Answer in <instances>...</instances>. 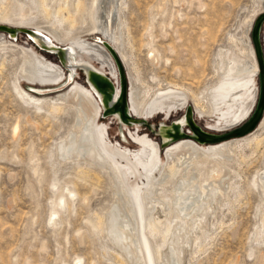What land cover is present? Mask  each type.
<instances>
[{
  "label": "rangeland",
  "instance_id": "1",
  "mask_svg": "<svg viewBox=\"0 0 264 264\" xmlns=\"http://www.w3.org/2000/svg\"><path fill=\"white\" fill-rule=\"evenodd\" d=\"M30 1L0 0V6H13L15 3L29 6ZM67 1L66 4L71 7L73 0ZM82 1L83 10L76 13V21L80 25L69 30L66 24L67 32L71 36L79 35L92 44L103 42L107 51L110 50L113 60L121 61L102 35H90L92 0ZM252 1L121 0V10L118 11L121 26L119 23L118 25L122 35L121 42L128 57V67L121 61L127 82L129 69L137 80L140 91L144 93L148 89L149 98L158 87L173 85L190 90L202 98L204 91L217 82L219 51L239 52L236 56L243 61L246 59L247 51L242 52L243 43L239 40L232 42L230 39L241 33V24L256 9ZM50 6L54 11L55 5ZM36 14L33 23L45 27L49 21L41 12ZM25 21L22 23L29 25L30 22ZM9 22L19 23L20 20L11 18ZM2 34L7 36L6 33ZM263 34L264 21L260 29L264 50ZM7 38L10 39L8 36ZM27 40L22 33H18L14 40L10 39L18 46L30 45L48 62L59 63L57 55L41 52ZM146 43H150L151 48L157 51L159 62L150 57ZM7 54V67L0 75V264H75L77 258H80L79 264H125L117 256L119 248L111 244L107 235L105 221L109 217V211L116 205L115 193L108 176L104 171H99L97 166L89 167L82 160L78 163L71 160L61 162L57 155L60 142L68 136L72 127V111L65 115L52 114L44 104L37 109V105L23 100L16 89L21 55L16 48ZM105 73L110 82L115 83L109 71ZM74 79L76 83L84 85L85 79L81 71H77ZM253 82L257 87V78ZM21 86L26 89L31 87L33 90L40 88L45 94L57 95L68 90L71 81H65L58 87L42 88L21 81ZM30 93L35 96L34 92ZM53 96L55 95L46 97ZM190 104H193L191 100ZM179 110L167 117L159 113L146 118L131 117L128 112L131 120L126 122L116 118L112 111L103 110L98 125L106 127L111 144L123 147L121 149L132 154L139 152L141 146L131 135L138 132L140 136H147L159 145L161 161L165 164L166 151L176 142L162 145L158 129L160 125L171 126L179 121L186 112ZM194 118L199 127L212 133L229 131L244 122L222 130L218 126L217 115L210 114L206 118L194 115L192 119ZM16 123L19 131L14 136L12 128ZM205 144L204 147L215 145ZM261 147L259 149L263 153L252 158L253 165L243 163L244 166L241 163L240 167H235L236 164H231V167L234 165V173L224 181L231 187L235 184V188L221 197V202L225 200L223 206H218L219 209L215 206L216 213H212L213 216L211 213L207 215L208 228L198 240L201 250L197 249L196 243L184 246L186 248L182 254V264H264V234L259 235L257 242L253 237L262 218V207L259 205L263 201V194L255 179L264 161V141ZM82 166L86 168L81 169ZM32 167L36 168V173ZM80 169L89 172L83 173ZM85 173L90 174L91 178L88 175L90 179L86 177ZM157 174L155 172V177ZM129 181L131 184L134 179L129 177ZM55 183L57 191L52 189ZM66 186H71L77 195L74 197V207L70 210L63 209L56 226L49 224L47 218L51 202L55 200L54 193L63 191ZM226 197L231 203L226 201ZM157 239L159 240L158 237ZM161 249L166 250V245H162ZM123 256L125 259L126 256ZM125 260L132 264L127 257Z\"/></svg>",
  "mask_w": 264,
  "mask_h": 264
},
{
  "label": "bare ground",
  "instance_id": "2",
  "mask_svg": "<svg viewBox=\"0 0 264 264\" xmlns=\"http://www.w3.org/2000/svg\"><path fill=\"white\" fill-rule=\"evenodd\" d=\"M253 1L256 5L253 14L241 24V33L236 38L230 39L232 42L239 40L243 43L242 52L247 51L246 59L243 61L236 56L239 52L219 51L217 82L204 91L202 98L176 85L158 87L149 98L148 89L144 93L140 91L141 88L136 84L137 80L128 71L129 69H127L128 85L122 65L124 63V66L128 67V57L121 42L122 35L118 25L121 0H92L90 35H102L112 47L111 50L116 51L117 56L121 58L122 63L118 59V65L124 72L126 92L123 83L121 87L119 85L117 66L103 44H92L79 35L71 36L65 28L66 24L69 30L80 25L76 21V13H81L80 11L83 10L82 0H73L71 7L66 4L67 0H31L29 6L16 3L13 6L8 4L5 7L0 6V27L31 30L33 40L40 47L49 50L51 53L48 54L58 53V64L48 62L30 45L24 47L11 42L10 39H16L15 34L11 33L10 37L0 29V75L7 67V53L16 48L21 55L16 89L23 100L37 105V109L44 104L46 108L49 107L48 110L50 109L52 114L65 115L69 111L73 113V124L68 136L59 144L57 155L60 161L71 160L78 163L82 160L85 165L97 166L99 171H104L111 181L116 199L114 202L117 206H113L107 221L106 219L104 221L108 227L107 235L111 244L119 248L117 256H120L119 259L122 258L125 264H130L125 260L126 257L132 264H182L184 261L182 254L186 248L184 246L196 243L195 246L199 248L198 240L203 237L208 225L207 215L215 212V206H223L225 200L221 202V197L227 195V191L233 189L235 185L231 187L232 185L224 181L227 176L234 173V165L231 167V164H236L235 167H240L243 163L251 165L252 158L258 153H263L259 149L262 148L264 141L263 113L255 129L242 136L233 137L235 139L229 138L230 140L210 143L215 145L207 147L203 145H206L205 136L209 133L201 131L196 134L200 127L193 122L195 118L192 119L194 115L197 118H206L214 114L218 116V126L222 130L235 126L247 120L253 113L257 106L259 90V107L264 106V76L260 78L259 89V66L251 39L256 19L264 14V0ZM50 4L55 5L54 11ZM36 12H41L49 21L45 27L33 23ZM11 18H16L20 22L11 23L9 22ZM25 20L30 22L29 25L22 23L26 22ZM260 22H257L253 31V36L256 38L259 37ZM2 33H6L10 39ZM26 38L28 39V36ZM145 46L149 47L148 54L153 61H158L160 56L157 51L151 48L150 43H146ZM259 46L264 63L261 38H259ZM78 68L84 72L83 76L87 81L84 85L76 83L74 79ZM106 71H109L115 83L110 82L106 77ZM67 74L68 79L65 78ZM255 78H257V87L253 82ZM21 81L31 85L36 84L41 88L58 87L65 81H71V86L57 95L45 94L43 90H39L40 88L38 90H33L31 87L24 88L21 86ZM30 92L42 98L35 97ZM51 95L55 96L46 97ZM190 100L193 104H190ZM179 109L183 111L187 109L186 114L179 121L171 126H159L162 145L176 142L166 151L165 164L161 161L159 145L149 140L147 136H140L138 132L131 135L141 146L139 152L132 154L121 149L123 147L111 144L106 127L98 125L103 110L112 111L116 118L126 122L130 120L128 112L135 118H146L159 113L167 117ZM187 121L195 128L194 136L197 141L182 136L184 132H192L184 127ZM18 131L19 127L16 123L12 128V134L16 136ZM84 168L86 167L82 166L81 169ZM32 170L35 173L37 171L35 167H32ZM155 172H158L157 177L154 175ZM87 173H85L86 177L90 175ZM95 177L98 179L97 176ZM129 177L134 179L131 184ZM255 180L263 194V201L259 205L262 207L261 224L253 234L257 242L259 235L264 234V161ZM52 189L57 191L56 183ZM54 195L55 200L51 202L47 219L49 224L56 226L63 209L70 210L74 207V197L77 195L71 186L64 187L63 191L59 190ZM226 201L230 202V199L227 198ZM162 245H166V250L161 249ZM121 254L126 256L125 259ZM79 263L80 258H77L75 264Z\"/></svg>",
  "mask_w": 264,
  "mask_h": 264
},
{
  "label": "water",
  "instance_id": "3",
  "mask_svg": "<svg viewBox=\"0 0 264 264\" xmlns=\"http://www.w3.org/2000/svg\"><path fill=\"white\" fill-rule=\"evenodd\" d=\"M258 21H261L260 22V27H259V37L256 38L253 36V31H254V28L257 24ZM264 21V14H261L255 21L254 23V26L252 28V32H251V39H252V42H253V45L255 47V50H256V54H257V61H258V66H259V89H260V78L262 76H264V63H263V59L261 58V46H259V38H262L260 36V29H261V24L262 22ZM1 30L5 31L6 33H8V35L11 37V33L12 34H15V36L18 34V33H22L26 36H28V39L29 41H31L40 51H45L47 53H51L49 50H47L46 48H42L40 47L32 38V35L30 33L31 30H26V29H8V28H5V27H0ZM101 44H103V42H99ZM55 47V46H54ZM57 48V47H56ZM108 48V47H107ZM108 52L110 53V50H108ZM54 55H57L58 56V53L57 52H52ZM116 60V59H115ZM115 64L117 66V72H118V77H119V85L121 87L122 83L124 85V92H126V83H125V78H124V72L123 70H121L119 68V61H115ZM64 66V65H63ZM64 69L67 70L64 66ZM79 71L82 72L81 68H78ZM84 75V72H82V76ZM68 79V74H67V77H65ZM121 81V82H120ZM85 83H87V81H85ZM259 98H260V90H259V97H258V101H257V106L255 108V110L253 111V113L250 115V117L245 120L241 125L229 130V131H226V132H222V133H212V132H208V131H205L203 130L201 127H200V130H197V133L198 132L200 133L201 131L202 132H208L209 134H206L205 136V143H215V142H219V141H222V140H226V139H229V138H233V137H238V136H242L246 133H248L250 130H252L255 125L258 123V121L260 120L261 116H262V113H263V110H264V106L262 107H259ZM187 112V111H186ZM185 112V114H186ZM130 120H131V117H130ZM194 122V121H193ZM195 123V122H194ZM184 126H188V129H190L192 132H184L182 136H185V137H188V138H191V139H194L197 141V138L194 136V132H195V128L193 127V125L187 121ZM159 130V129H158ZM159 132V131H158Z\"/></svg>",
  "mask_w": 264,
  "mask_h": 264
}]
</instances>
